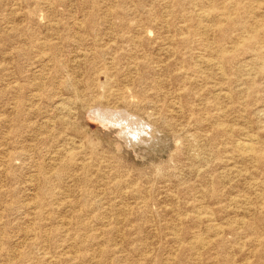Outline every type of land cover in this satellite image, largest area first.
Masks as SVG:
<instances>
[{
	"label": "rangeland",
	"instance_id": "obj_1",
	"mask_svg": "<svg viewBox=\"0 0 264 264\" xmlns=\"http://www.w3.org/2000/svg\"><path fill=\"white\" fill-rule=\"evenodd\" d=\"M0 264H264V0H0Z\"/></svg>",
	"mask_w": 264,
	"mask_h": 264
},
{
	"label": "bare ground",
	"instance_id": "obj_2",
	"mask_svg": "<svg viewBox=\"0 0 264 264\" xmlns=\"http://www.w3.org/2000/svg\"><path fill=\"white\" fill-rule=\"evenodd\" d=\"M96 113H97V112H96ZM120 113H121V112H120ZM121 115L123 116L124 114H121ZM114 117H115V116H114ZM120 117H121V116H119L118 119H119ZM124 117H125V116H124ZM128 117H129V116H128ZM101 118H102V116H101ZM109 118H111V117L109 116ZM116 119H117V118H116ZM127 119H128V118H127ZM103 120H104V118H103ZM113 120H114V118H113ZM117 121H118V120H117ZM121 121H122V122H123V121L127 122L128 120L122 118V119H120V121H118V125H119L120 123H122ZM131 121H132V120H130V122H131ZM106 122H107V121H106ZM114 122H115V121H114ZM115 123H116V122H115ZM125 124H126V123H125ZM133 124H134V123H133ZM133 124L130 126V127H131V130L133 129V127H132V126H134ZM126 125H128V124H126ZM135 125H136V124H135ZM142 125H143V124H142ZM144 125H145V124H144ZM136 126H137V125H136ZM134 127H135V126H134ZM126 128H127L126 131L129 130L128 127H126ZM129 131H130V130H129ZM142 131H143V130H142ZM124 132H125V131H124ZM134 132H135L134 130H133L132 132H129V133L127 132V133H128V136H129V134L134 135V134H133ZM131 135H130V136H131ZM135 136H136V135H135ZM130 139H131V138H130ZM127 140H129V139L127 138ZM241 149H244V150H250V149H249V146H246V145H242Z\"/></svg>",
	"mask_w": 264,
	"mask_h": 264
}]
</instances>
